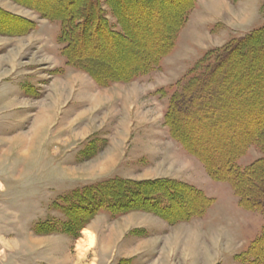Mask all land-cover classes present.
Instances as JSON below:
<instances>
[{
    "label": "rangeland",
    "instance_id": "rangeland-1",
    "mask_svg": "<svg viewBox=\"0 0 264 264\" xmlns=\"http://www.w3.org/2000/svg\"><path fill=\"white\" fill-rule=\"evenodd\" d=\"M29 1L0 0V264H264L263 214L243 208L232 184L212 178L200 159L218 166L264 132V115L244 113L245 90L260 82L248 71L260 59L242 46L222 65L220 79L231 64L243 72L233 108L226 99L201 103L229 80L194 91L225 48L264 27V0H195L184 19L182 0H98L97 9L91 0L88 9L84 0ZM44 10L91 17L68 48L62 23ZM137 18L139 28L129 27ZM256 91L264 97V85ZM262 158L252 142L234 165ZM122 181L129 193L168 196L172 209L140 202L116 217L76 209L70 226L85 222L78 232L60 228L76 193ZM191 188L212 202L187 218L200 207Z\"/></svg>",
    "mask_w": 264,
    "mask_h": 264
},
{
    "label": "trees",
    "instance_id": "trees-1",
    "mask_svg": "<svg viewBox=\"0 0 264 264\" xmlns=\"http://www.w3.org/2000/svg\"><path fill=\"white\" fill-rule=\"evenodd\" d=\"M182 1L185 4L183 3L180 6L181 9L179 11V14L184 12L183 13V19H184V17H186V15L189 14V12L195 6L196 3H195V0H182ZM84 2L85 0L83 1V4L81 7H85L86 9H88L87 8L89 5L88 3L91 2V4H93L97 9L96 4H98V0H91L88 3L87 2L84 3ZM29 3H31V1H29ZM152 6H155L156 9H159V8L161 9V3L159 1H154ZM145 9L149 11V6H143V10ZM161 10L165 11V7H163ZM166 10H168V8H166ZM95 12L96 10H94V13ZM0 13L2 12L0 11ZM96 13H97V17L99 20L101 18V16L99 15L100 12H98L97 10ZM6 14L7 12H5V15ZM43 14L47 18H50L52 20H59L62 23L63 33L61 35V40L63 43H65L68 46V48L72 45V39H73L72 36L73 34H75L74 30L76 26L79 23L88 22V20L91 17L90 13H84V14H80V17L83 19L78 20L79 15L78 16L72 15L68 17L66 16L65 18V16L58 15V14L49 15L47 11L45 10ZM87 18L88 20H86ZM143 18L146 19L145 16ZM98 20L95 18V21L98 22ZM138 20L140 19L137 18V19H134V21H131L129 24V27L133 26L134 28H139V26H136L135 24V22ZM185 20H180L178 24V28L181 27V25L184 23ZM138 22L140 23V21ZM255 42H257V44H259L260 46H256ZM99 45L100 43L98 41V37H96V47L98 48ZM242 46H244L246 53L242 51L241 54L243 56L246 54L247 56H249L251 60L260 59L259 66L264 68V27H263V28L256 30L254 33L240 39L235 44L225 48L223 53L217 56V60L212 65L209 66V70L205 72L204 75L201 77L200 84L198 88H196L194 91L196 92L198 90L214 88L213 83L214 81H216L217 78H219L218 75L221 73V70H223L222 65L224 64V62L233 58L236 51L240 49V47ZM171 47H172V43L170 42L164 52L159 53V55L156 56L155 59H150V60H147L145 63H143V65H145L144 68L149 69L148 67L154 65L157 61H159L161 56L164 54H167ZM235 66L231 64L232 71L230 73L228 71L226 73H223L224 76L221 77V79L220 78L217 79L216 81L218 82V85H219L221 82L224 84L225 80L227 81L229 80L228 86L230 88L227 91L225 90L220 91L218 94L214 93V94L205 95L201 99L202 104L214 102L215 99H218V101L226 99L229 102L231 101L228 105L229 107L233 108L235 106L236 102L234 100L238 96L243 95V92L235 93L233 91V89L237 86V81H239V79H242V73H243V72L240 73L239 69L236 68ZM259 66L250 68L248 71V77H247L249 81L254 80V79H259L260 82L256 84L258 88L264 85V77H260L264 75V69H262L263 71H260L258 69ZM241 84L242 85L249 84L250 86V82L246 83V82L241 81ZM257 87H253L250 89L248 88L245 90V93H244L245 103L244 104L247 105V110H245L244 113L246 115V118H254V117H257L258 115H261V116L264 115V110L261 109L264 104V97H258V93L256 91ZM218 112H219V115L222 114L223 112L226 113L225 111L222 110V106L217 105L216 113ZM231 115H234V118H236V116H238V111L236 110L231 111ZM234 120L235 119L231 118V123L229 124H230V127H233L235 129L237 124H234L233 122ZM245 121L246 120H244V122ZM252 142L259 143L260 147L264 149V144H263L264 143V132L262 129L260 132L252 136L249 140L244 142L241 150H239L236 155H233L227 161H225L224 163H220L218 166L213 165L210 159L203 156L202 154H200V159L204 163L206 169L208 170L212 178L216 180H220V181H228L232 184L234 190L236 191V194L240 198V201H241L240 205L243 208L247 210L258 211L262 213L264 216V198L262 199V197L264 196V184H263L264 183V158L258 160L257 162H255L254 164H252L245 170H242L239 167H236L235 166L236 164L234 165L236 160L242 154H244V152L248 148V145ZM260 179H261V182H260ZM110 183L111 184L109 185L106 184L107 186H104V187H102L103 186L102 185L99 187L86 188L84 189L83 192L76 193L73 197H71L70 198L71 203L70 204L67 203L68 207H65L66 209L64 211L65 214L68 216V222H66L64 226L60 228L63 231L64 230L65 231L69 230L70 232L73 231L75 234L76 232H78L76 230L81 228L82 224H84L85 222H83V219H82L81 222L78 223L77 228H73L70 226L71 216H69V213H72L76 209H82L83 211L88 212L89 215L91 213L94 216L100 210L105 209V210L110 211L115 217L118 215L124 214L125 211H128L130 208L132 209L136 206H140L141 205L140 202H142L143 204L141 205L142 207H138V208L147 207L148 210L153 211V212H156L157 208H160L163 211H168V212L170 209H172V208H169L171 205L170 203H168L169 197L165 196V198L163 199L162 198L163 195H161L162 193H159L157 195H154V197H152L153 195L150 196V195H145L142 192L140 193L138 188H134L133 193H129L130 192L129 190L132 188L130 185V182L122 181L118 183H115V182L114 183L110 182ZM255 186H257L258 189L253 190ZM189 191L193 194L198 195L199 197L198 203L200 207H198V209L196 210V213L189 212L187 213V215H185V217L191 218L194 216H200L204 213L205 209L209 207V205L212 202V199H208L204 195H202V199H200V191L195 188H191ZM94 193L96 196L93 195ZM152 207H155V208L153 209ZM180 219L182 218L178 217L176 221H179ZM86 220H88L87 217H86ZM50 225L51 224L46 223V224H42L38 226L39 232L45 233L46 228L50 227ZM60 228L58 227L57 230H60Z\"/></svg>",
    "mask_w": 264,
    "mask_h": 264
}]
</instances>
